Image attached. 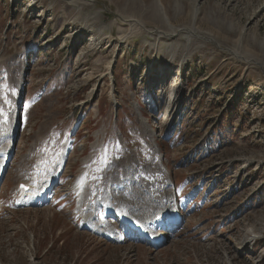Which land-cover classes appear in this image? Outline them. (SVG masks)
<instances>
[{
  "label": "rangeland",
  "instance_id": "obj_1",
  "mask_svg": "<svg viewBox=\"0 0 264 264\" xmlns=\"http://www.w3.org/2000/svg\"><path fill=\"white\" fill-rule=\"evenodd\" d=\"M185 27L202 36L188 37ZM110 64L112 79L103 76ZM13 112L0 264L264 260V0H0V147ZM140 121L154 133L145 136ZM96 150L85 165L94 200L108 187L143 202L151 191L154 198L170 191L159 168L166 150L183 219L160 247L134 233L120 243L82 227L72 184ZM61 153L53 200L17 202L13 177L22 158L30 178L39 156L49 169ZM125 162L139 182L127 181ZM109 213L107 205L97 209L102 221L124 228Z\"/></svg>",
  "mask_w": 264,
  "mask_h": 264
},
{
  "label": "bare ground",
  "instance_id": "obj_2",
  "mask_svg": "<svg viewBox=\"0 0 264 264\" xmlns=\"http://www.w3.org/2000/svg\"><path fill=\"white\" fill-rule=\"evenodd\" d=\"M69 1V0H68ZM165 16V15H164ZM127 20H131L132 24L136 27H138V29H145V26L139 22L138 20H134V19H127ZM126 21V20H125ZM129 22V21H128ZM132 26V25H131ZM99 27V26H98ZM185 32H186V35L189 37V36H202L200 33H196L195 29L193 27L191 28H182ZM146 30V29H145ZM148 31V30H147ZM151 31V32H150ZM149 32L150 33H155L157 32L158 35L160 34H163L165 36H169L171 35V33L169 32H166V31H163V30H150ZM125 36V35H124ZM124 37H119V40H123ZM24 72V70H23ZM109 76L111 79L113 77L112 75V68H111V64L108 66V69H107V72H105V74L103 76ZM111 75V76H110ZM114 82L113 81L111 83V91H112V94L114 92V88L115 85H114ZM21 86V85H20ZM113 99L115 100V102H117V97ZM137 104V103H136ZM139 105V104H137ZM136 110L138 111V108L135 107ZM143 113V112H142ZM144 115V113H143ZM138 118H139V112H138ZM148 119V118H147ZM140 120V119H139ZM149 120V119H148ZM17 119H16V114L13 112V119H12V125L13 127L11 128V124H10V127L8 129H6L5 133H4V139H3V145L0 147V150L2 149V151H0V167L2 166L3 162L5 161L6 157L9 156V154L11 153V150H12V139L14 138L15 134H16V123H17ZM142 126L144 127V132L143 134L145 136H149L151 135L152 133H154V130L151 129V127L145 122V121H140ZM48 125V124H47ZM46 126V125H45ZM45 129V127H44ZM143 131V130H142ZM156 134V133H155ZM151 137V136H150ZM154 138V136L152 137ZM155 144H157L156 142H154ZM100 144L99 141H94L92 143L93 146L97 147L98 145ZM63 151L64 153H66L67 155V152H68V147L67 145H65L63 147ZM64 153H61L59 155V159H58V162H55L53 164V162L51 161L50 165H49V169H46V161L45 160V156H39L38 159H37V162H36V165L39 169L41 168H45L46 170H49L44 176L43 178L40 180V181H46V183L50 186L54 183V181L57 180V174L53 175L54 174V170L57 169L56 172L61 171L62 168H61V164H63V162L65 161L66 159V155L64 156ZM25 156V155H24ZM93 156L92 155H85L82 159V162L84 164V166H81L79 167V169L77 170V175L75 176V178L73 179V186L76 187V191L80 190L81 188H83L86 184V187H85V195L83 194V191L81 193V195H79L78 197V200H77V203H78V206H77V209L80 210L81 209V203L84 201L83 204H86L87 207H88V210L86 211H82L81 215L84 214L86 215V218H85V222H83V228L85 229H88L90 230L91 232L95 233V234H98V235H103V234H109V236H113V239L117 242H119L121 239H123V234L119 233V229L116 227V226H110V225H106L104 226L103 223L99 222V219L98 217L96 216H93L95 213H94V210H96L97 208H94L98 205L102 206V204L106 201V203L109 205L110 208L113 207V209L116 210L117 213H119V215L123 214L125 211L127 213V215L131 216V217H134L135 220L137 222H141L143 223V231L141 232V234H146L148 233V227H149V224H150V220L148 219L149 218V215H150V212L149 210H154V209H159L161 207H163L162 209L159 210L160 211H163L164 209H167L169 211L168 215L170 214V212L172 211V205H174L173 201H174V193L172 191V184L168 178V182L166 184L167 188H170V192H169V196L166 195L167 197H165V202H163V198L160 199V204H156L157 203V198H155L154 200H148L146 201L144 204H141L140 201H143L141 198L139 200H137L136 198H132V199H129L128 200V196L127 197H124V196H119L121 199H122V202L123 204H118L116 206V204L110 200V192H112L108 187L106 188V190L102 193V196L99 198H96L95 201L92 203V204H88L86 201L88 199H90L93 195V191L91 189V182L88 181V179L86 178V174H87V168L85 167V165L89 162L92 161V158ZM26 161H28V158L27 157H24L22 158V162H21V166L19 167V169H22L23 167H25L24 165L27 163ZM25 162V163H23ZM125 165H127V162H125ZM115 166V165H114ZM161 167V166H160ZM161 169L163 170V168L161 167ZM109 172V171H108ZM166 172V171H165ZM125 173V172H124ZM132 173V171H131ZM167 173V172H166ZM109 174V173H108ZM116 174V173H115ZM134 174V173H133ZM132 176V175H131ZM86 179H87V182H86ZM110 179H107V183L109 184ZM128 181V180H127ZM20 182V181H19ZM18 182V183H19ZM40 182V183H42ZM137 182V178L133 177V178H130V183H135ZM139 182V181H138ZM126 183V182H125ZM89 184V185H88ZM123 184V183H122ZM127 184V183H126ZM110 186V185H109ZM127 186V185H126ZM130 186V185H129ZM132 186V185H131ZM112 188V186H111ZM124 188V187H123ZM135 188V187H134ZM132 189V188H131ZM118 190V189H117ZM130 190V189H129ZM114 191V190H113ZM120 191V190H119ZM131 191V190H130ZM117 192V191H116ZM127 192V191H126ZM122 192L120 191L119 194H121ZM125 193V192H123ZM129 193V192H128ZM124 195V194H123ZM126 195V194H125ZM149 196L150 197H153L154 196V193L151 192L149 193ZM24 199H22L23 201H21L22 203H27V204H34V203H38L39 200H37L35 197H32V193L29 192V193H26L24 195ZM108 198V199H106ZM129 198H131L129 196ZM42 199H44V197H42ZM99 199V200H98ZM138 205V206H137ZM99 206V207H100ZM145 207L147 208L145 210ZM83 209V208H82ZM148 210V211H147ZM156 215L158 213H155ZM154 214V215H155ZM93 216V217H92ZM99 216V215H98ZM104 220V219H103ZM108 221V220H107ZM111 221V220H110ZM153 231L154 233L150 234V239H153L154 237H157L160 232L159 231H162L161 229L158 230V228L156 227L155 229V226L153 228ZM165 231V230H164ZM165 233V232H164ZM166 234V233H165ZM256 238H254L253 240V243L255 244L257 242V240H255Z\"/></svg>",
  "mask_w": 264,
  "mask_h": 264
},
{
  "label": "trees",
  "instance_id": "obj_3",
  "mask_svg": "<svg viewBox=\"0 0 264 264\" xmlns=\"http://www.w3.org/2000/svg\"><path fill=\"white\" fill-rule=\"evenodd\" d=\"M236 108H237V106L234 107L233 115H235V114L237 113ZM224 117H225V116H224ZM226 118H229V119H230V115H227ZM227 124H228V120H224L223 123H222V122L219 123V126H221L220 128L224 131L223 128H224V126L227 125ZM231 125H232V124H231ZM225 130H226V129H225ZM234 135H237V133L235 132ZM263 188H264V187H262V189H263ZM257 242H258V241H257ZM257 242H256V243H257ZM260 245H262V242H258L257 245H256V248H257L258 246H260ZM261 264H264V260L261 262Z\"/></svg>",
  "mask_w": 264,
  "mask_h": 264
}]
</instances>
